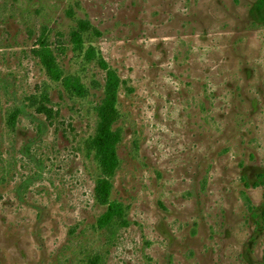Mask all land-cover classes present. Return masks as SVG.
<instances>
[{"label": "rangeland", "instance_id": "obj_1", "mask_svg": "<svg viewBox=\"0 0 264 264\" xmlns=\"http://www.w3.org/2000/svg\"><path fill=\"white\" fill-rule=\"evenodd\" d=\"M90 47L121 79L103 228ZM0 264H264V0H0Z\"/></svg>", "mask_w": 264, "mask_h": 264}, {"label": "trees", "instance_id": "obj_2", "mask_svg": "<svg viewBox=\"0 0 264 264\" xmlns=\"http://www.w3.org/2000/svg\"><path fill=\"white\" fill-rule=\"evenodd\" d=\"M91 29L92 27L88 21L78 22L77 29L71 35L75 50L81 51L84 49V35L89 33ZM38 46L40 48L36 51L37 57L49 77L56 83H62L65 90L70 94L84 97L87 89L81 81L75 77L64 76L52 51L43 40L39 42ZM86 59L88 62L96 61L101 70L106 73L104 99L96 110L99 119L97 135L91 142L102 174L95 187V198L101 206H107L108 208V211L99 221L100 226L103 228L111 225L116 220L123 221L124 215L123 205L111 201L112 184L110 182L119 164L117 156L119 133L114 131L113 128L119 117L117 104L121 79L117 72L110 68L104 58L97 54L95 48L90 47L86 51Z\"/></svg>", "mask_w": 264, "mask_h": 264}]
</instances>
